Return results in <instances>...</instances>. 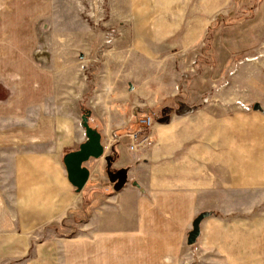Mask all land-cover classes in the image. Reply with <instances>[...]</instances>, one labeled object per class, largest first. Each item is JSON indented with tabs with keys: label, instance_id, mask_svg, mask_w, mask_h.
Segmentation results:
<instances>
[{
	"label": "crops",
	"instance_id": "0c3cea01",
	"mask_svg": "<svg viewBox=\"0 0 264 264\" xmlns=\"http://www.w3.org/2000/svg\"><path fill=\"white\" fill-rule=\"evenodd\" d=\"M153 1L169 14L160 24L166 40L150 42L171 41V28L179 25L172 12L209 13L220 7L214 0ZM27 5L29 14L22 18ZM129 7L138 10L139 3ZM37 10L35 1L0 0V264H198L199 246H205L206 264H229L231 250L241 252L236 256L241 261L246 257L249 229L257 249V188L264 187V58L236 69L237 78L251 76L246 78L251 97L241 101L252 110L232 115L233 99L207 93L200 149L197 126H190L188 149L165 145L140 154L121 134L94 130L103 154L82 165L88 179L77 190L67 179L64 158L87 143L83 118L68 79L55 78L60 74L46 68L48 59L38 63L32 45ZM22 42L29 43L27 49ZM52 106L59 107L56 113ZM169 135L166 139L176 137ZM152 137L155 133L147 140ZM119 170L126 171V180L114 191L111 180ZM247 192L254 202L253 222L247 227L238 213V222L231 224L236 210L230 206L243 204ZM204 210L216 215L199 223L191 247L188 234Z\"/></svg>",
	"mask_w": 264,
	"mask_h": 264
},
{
	"label": "rangeland",
	"instance_id": "374dc122",
	"mask_svg": "<svg viewBox=\"0 0 264 264\" xmlns=\"http://www.w3.org/2000/svg\"><path fill=\"white\" fill-rule=\"evenodd\" d=\"M30 1L38 5L32 45L39 65L48 59L46 68L60 74L54 77L68 79L83 125L110 130L128 141L129 133L138 132L135 153L165 145L188 149L190 126H197L200 149L207 93L215 99H233L232 115L252 110L241 101L251 97L246 82L251 76L242 73L237 78L236 69L264 58V0H214L220 7L213 12H172V20L179 25L171 28V41L158 42L148 39L166 40L160 24L169 13L157 9L153 0ZM28 3L23 0L24 5ZM130 3H139V9L127 10ZM28 10V5L23 8L22 18ZM28 44L21 43L24 49ZM58 108L51 110L56 113ZM147 118L150 125L142 123ZM153 133L155 137L147 140ZM169 134L176 137L166 139ZM248 151L247 147V157ZM181 156L188 157V151L182 150ZM246 196L243 204L230 206L236 210L229 217L231 224L238 222V215L247 227L253 222L252 194ZM211 215L216 214L204 210L197 218L201 223ZM249 231L246 257L241 261L236 258L241 252L231 250L229 264H264V187L257 188V249L255 233ZM204 247H198V264H206Z\"/></svg>",
	"mask_w": 264,
	"mask_h": 264
},
{
	"label": "water",
	"instance_id": "95a60500",
	"mask_svg": "<svg viewBox=\"0 0 264 264\" xmlns=\"http://www.w3.org/2000/svg\"><path fill=\"white\" fill-rule=\"evenodd\" d=\"M83 128L87 137V143L80 146L76 152L70 153L64 158L67 179L69 183L77 190H81L88 179V172L82 167V165L90 158L97 159L103 154V148L100 144L99 135L86 124L83 125ZM125 180L126 171H117L114 175V178L111 180L113 183V190L119 191L123 187ZM199 223L200 217L194 220L192 224V230L188 234L187 245L189 246L194 244L197 237L199 236Z\"/></svg>",
	"mask_w": 264,
	"mask_h": 264
},
{
	"label": "built area",
	"instance_id": "2783aa9c",
	"mask_svg": "<svg viewBox=\"0 0 264 264\" xmlns=\"http://www.w3.org/2000/svg\"><path fill=\"white\" fill-rule=\"evenodd\" d=\"M142 123H145V124H147V125H150L151 120H150V118H147L146 120H142ZM137 133H138V132H131V133L128 134V137H129L130 140H131V145L129 146L131 150L134 149V141H135L136 138H137V136H136Z\"/></svg>",
	"mask_w": 264,
	"mask_h": 264
}]
</instances>
